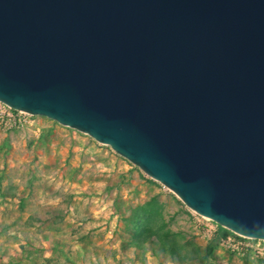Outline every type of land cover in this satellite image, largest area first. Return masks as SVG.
Wrapping results in <instances>:
<instances>
[{
  "label": "water",
  "instance_id": "95a60500",
  "mask_svg": "<svg viewBox=\"0 0 264 264\" xmlns=\"http://www.w3.org/2000/svg\"><path fill=\"white\" fill-rule=\"evenodd\" d=\"M0 103L264 241V0H0Z\"/></svg>",
  "mask_w": 264,
  "mask_h": 264
},
{
  "label": "rangeland",
  "instance_id": "374dc122",
  "mask_svg": "<svg viewBox=\"0 0 264 264\" xmlns=\"http://www.w3.org/2000/svg\"><path fill=\"white\" fill-rule=\"evenodd\" d=\"M5 111L11 115L0 113V264H264L244 246L264 242L251 239L218 242L207 259L192 262L149 241L133 245L137 208L153 197L163 231L172 232L169 243L183 250L203 256L217 224L111 147L47 117Z\"/></svg>",
  "mask_w": 264,
  "mask_h": 264
},
{
  "label": "trees",
  "instance_id": "16d2710c",
  "mask_svg": "<svg viewBox=\"0 0 264 264\" xmlns=\"http://www.w3.org/2000/svg\"><path fill=\"white\" fill-rule=\"evenodd\" d=\"M159 208L160 207L154 197L137 208V211L140 212L141 215H139V219L137 220L135 231L136 238L132 241L133 245L142 247L146 241H149L153 248H156L164 253H168L174 260L192 262L196 261L198 258L207 259L208 255L222 238L230 235L236 236L227 229L217 225V230L208 242L206 246V253L203 256L198 250H183L182 248L169 243L167 238L172 235V232L169 230L163 231L165 223Z\"/></svg>",
  "mask_w": 264,
  "mask_h": 264
},
{
  "label": "built area",
  "instance_id": "2783aa9c",
  "mask_svg": "<svg viewBox=\"0 0 264 264\" xmlns=\"http://www.w3.org/2000/svg\"><path fill=\"white\" fill-rule=\"evenodd\" d=\"M0 106H3V107H5V110H11V111H13V112H18V111H14V110H12V109H9V108H7L6 106H4L3 104H1L0 103ZM3 111V110H1V107H0V113H1V115H2V117L5 115H11V114H9L8 112L6 113V111ZM232 237H234L233 239H232ZM246 239H250V238H243V237H237V235L236 236H232V235H230V236H227V237H225V238H222L219 242H225V241H227V242H231L232 240L235 242V245L236 246H239L240 244L241 245H243V242H242V240H246ZM251 240H254V239H251ZM257 241H259V242H264V241H260V240H257ZM244 246H246V250H248L249 249V247H250V249L251 248H253V249H255V250H257V252H259L261 255H263L264 256V248H262V247H259V246H257V247H253L252 245H249V244H246V245H244ZM242 248V247H241Z\"/></svg>",
  "mask_w": 264,
  "mask_h": 264
}]
</instances>
